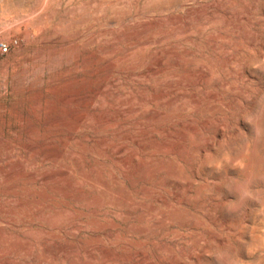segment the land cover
Returning a JSON list of instances; mask_svg holds the SVG:
<instances>
[{"label":"rangeland","instance_id":"rangeland-1","mask_svg":"<svg viewBox=\"0 0 264 264\" xmlns=\"http://www.w3.org/2000/svg\"><path fill=\"white\" fill-rule=\"evenodd\" d=\"M0 42V264H264V0H0Z\"/></svg>","mask_w":264,"mask_h":264},{"label":"clouds","instance_id":"clouds-1","mask_svg":"<svg viewBox=\"0 0 264 264\" xmlns=\"http://www.w3.org/2000/svg\"><path fill=\"white\" fill-rule=\"evenodd\" d=\"M261 99H264V96L261 97ZM250 122V121H249ZM259 130L256 131V135H259ZM251 184L252 181L250 180L245 186L243 190V194L240 196V201H247V200H256L257 198L253 195V192L251 190ZM264 207V205H262ZM215 258L219 262H223V264H234V261L231 258L230 253L227 250H220L217 251L215 254Z\"/></svg>","mask_w":264,"mask_h":264},{"label":"bare ground","instance_id":"bare-ground-1","mask_svg":"<svg viewBox=\"0 0 264 264\" xmlns=\"http://www.w3.org/2000/svg\"><path fill=\"white\" fill-rule=\"evenodd\" d=\"M42 83H43V82H42ZM54 88H55V87H54ZM34 96H35V95H34ZM36 96H37V95H36ZM38 96H39V95H38ZM40 96H41V95H40ZM37 98H39V97H37ZM152 98H154V97H152ZM34 99H35V98H34ZM159 99H160V98H159ZM145 100H146V99H145ZM174 100H175V99H174ZM47 103H48V102H47ZM38 105H39V104H38ZM47 108H48V107H47ZM120 112H121V111H120ZM129 113H130V112H129ZM113 117H114V116H113ZM120 117H121V116H120ZM109 119H110V118H109ZM109 119H108V120H109ZM114 119H116V118L114 117ZM114 119H113V120H114ZM103 120H104V119H103ZM155 120H156V119H155ZM108 122H109V121H108ZM33 128H35V127H32L31 129H33ZM30 131H31V130H30ZM34 131H35V129H34L33 131H31V133L34 132ZM35 132H36V131H35ZM121 132H122V131H121ZM126 148H127V147H126ZM120 152H121V151H120ZM119 161H120V160H119ZM127 162H128V161H127ZM129 164H130V163H129ZM127 165H128V163H127ZM127 165H126V166H127ZM141 165H142V164H141ZM130 167H131V165H130ZM125 168H126V167H125ZM120 169H121V168H120ZM126 170H127V168H126ZM133 172H134V171H133ZM9 175H10V174H9ZM70 176H71V175H70ZM70 176H69V177H70ZM5 177H6V176H5ZM69 177H68V178H69ZM62 178H63V177H62ZM63 179H64V178H63ZM43 181L46 182L47 180L45 181V180L43 179ZM45 185H46V184H45ZM71 187H72V186H71ZM15 189H16V188H15ZM11 196H12V195H11ZM69 196H70V195H69ZM61 197H62V196H61ZM65 197H66V196H65ZM15 198H16V197H15ZM26 206H27V205H26ZM41 209H42V208H41ZM40 212H41V211H40ZM42 212H43V211H42ZM10 220H11V219H10ZM76 220H77V219H76ZM41 222H42V221H41ZM43 223H44V221H43ZM68 223H69V222H68ZM92 224H93V223H92ZM37 226H38V225H37ZM69 229H70V228H69ZM71 229H72V228H71ZM92 232H93V231H92ZM58 236H59V235H58ZM41 239H42V238H41ZM32 240H33V239H32ZM39 240H40V239H39ZM35 241H36V240H35ZM40 241H41V240H40ZM60 249H61V248H60ZM49 250H51V249H49ZM62 250H63V249H62ZM62 250H61V251H62ZM49 254H50V253H49ZM87 254H88V253H87ZM66 257H67V256H66ZM55 260H56V259H55Z\"/></svg>","mask_w":264,"mask_h":264},{"label":"built area","instance_id":"built-area-1","mask_svg":"<svg viewBox=\"0 0 264 264\" xmlns=\"http://www.w3.org/2000/svg\"><path fill=\"white\" fill-rule=\"evenodd\" d=\"M9 51H10L9 45L4 42H0V54L6 55L9 53Z\"/></svg>","mask_w":264,"mask_h":264}]
</instances>
